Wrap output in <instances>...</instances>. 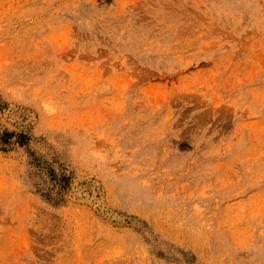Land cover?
Here are the masks:
<instances>
[{"label":"rangeland","instance_id":"rangeland-1","mask_svg":"<svg viewBox=\"0 0 264 264\" xmlns=\"http://www.w3.org/2000/svg\"><path fill=\"white\" fill-rule=\"evenodd\" d=\"M0 264H264V0H0Z\"/></svg>","mask_w":264,"mask_h":264}]
</instances>
